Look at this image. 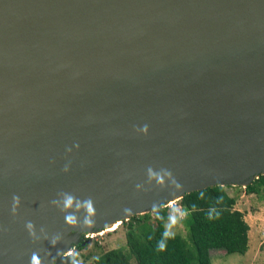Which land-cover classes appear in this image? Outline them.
Masks as SVG:
<instances>
[{
  "label": "water",
  "instance_id": "1",
  "mask_svg": "<svg viewBox=\"0 0 264 264\" xmlns=\"http://www.w3.org/2000/svg\"><path fill=\"white\" fill-rule=\"evenodd\" d=\"M261 174L264 0H0V264Z\"/></svg>",
  "mask_w": 264,
  "mask_h": 264
},
{
  "label": "trees",
  "instance_id": "2",
  "mask_svg": "<svg viewBox=\"0 0 264 264\" xmlns=\"http://www.w3.org/2000/svg\"><path fill=\"white\" fill-rule=\"evenodd\" d=\"M240 187L246 194L264 192V174L250 184L213 185L185 193L179 200L183 212L181 224L186 236L167 234L164 223L170 219L168 206L155 210L156 223L128 224L126 244L135 264H212L211 249L227 254H244L248 249L249 225L244 214L234 208L236 197L227 188ZM132 216L131 218L135 217ZM264 250V241L260 245ZM74 264H78L75 263ZM95 264H133L121 248L109 256L98 257Z\"/></svg>",
  "mask_w": 264,
  "mask_h": 264
},
{
  "label": "rangeland",
  "instance_id": "3",
  "mask_svg": "<svg viewBox=\"0 0 264 264\" xmlns=\"http://www.w3.org/2000/svg\"><path fill=\"white\" fill-rule=\"evenodd\" d=\"M227 191L230 195H240L243 193V188L240 187H230L227 188ZM263 201V202H262ZM252 203L249 209H256L257 206L264 205V192L261 193V198H259ZM169 213L170 216L173 217L171 222L164 223L166 224L165 232L167 234H180L182 236H186V230L184 226L181 224V219L183 218V212L179 205V202L169 203ZM158 209V208H157ZM156 208L146 209L144 211H140L136 213L135 217H128L127 219L121 220V224L115 230L111 231H102L97 230L92 234L85 233L79 235L76 238V244L70 247L71 255L69 259L78 264H95V260L98 257H102L104 255L109 256L110 251L113 249L121 248L126 255L129 256L130 261L134 263L133 256H130L127 249L126 244V232L128 224H132L133 228L140 225L141 223H147L151 226H155ZM134 216V215H133ZM247 222L258 223L264 227V216L258 217H247ZM253 226V225H252ZM263 237H264V229H263ZM259 249V248H257ZM256 249V242L251 239L250 241V254L247 256V259H243L242 255L239 253H229L227 254L222 249H213L216 252L213 254L212 264H264V254ZM218 250V251H217ZM220 255H223L220 257Z\"/></svg>",
  "mask_w": 264,
  "mask_h": 264
},
{
  "label": "bare ground",
  "instance_id": "4",
  "mask_svg": "<svg viewBox=\"0 0 264 264\" xmlns=\"http://www.w3.org/2000/svg\"><path fill=\"white\" fill-rule=\"evenodd\" d=\"M211 183H228L222 180H209V181H204L200 184H196V185H192L190 187L187 188H182L180 190V192L173 198L169 199L168 201H166L164 204L165 205H169V203H173L176 202L177 200H179L182 196L183 193L191 191V190H196V189H200L203 188L204 186L211 184ZM241 186H246V184H248L247 180L242 181ZM161 204L159 201H153L151 202L148 206L153 207V206H157ZM129 215H125L123 217H118V216H114V217H110L108 218L105 223L102 226H98V228H102V231H111V230H115L119 224H121V218H128ZM84 234L85 233H89L92 234L94 231L93 229H91L88 225H85L84 223H76L74 225H70V226H65L62 227L60 230V233L62 234V236H68L70 234L73 233H77V234ZM61 251V252H60ZM61 254H65V255H71V249L69 246L64 247L62 250H55L51 256L49 257L48 263L49 264H55V260L61 256Z\"/></svg>",
  "mask_w": 264,
  "mask_h": 264
},
{
  "label": "crops",
  "instance_id": "5",
  "mask_svg": "<svg viewBox=\"0 0 264 264\" xmlns=\"http://www.w3.org/2000/svg\"><path fill=\"white\" fill-rule=\"evenodd\" d=\"M236 197L235 200V204H234V208L240 210L241 212H243L244 214V219L247 222V217L250 216L252 217H258V216H264V205L260 206L258 205L256 209L252 210L249 209L250 206H252V203L254 201L257 202V200L259 198H261V194H255V193H248L246 194L244 191L243 193H241L240 195H232ZM263 202V201H262ZM259 204V203H258ZM173 217L170 216V219L168 221H166L165 223L167 224V222H171ZM249 225V230H248V249L244 254H241L243 259H247V256L250 254V241L251 239H253L256 242V249L259 252L261 251L264 254V250L260 249V245L261 243L264 241V237H263V229L264 227L261 226L258 223H252L251 222H247ZM165 224V227H166ZM253 225V226H252ZM218 251V250H217ZM216 252V250L211 249L210 250V260L212 262L213 260V254ZM223 255H220V257Z\"/></svg>",
  "mask_w": 264,
  "mask_h": 264
},
{
  "label": "clouds",
  "instance_id": "6",
  "mask_svg": "<svg viewBox=\"0 0 264 264\" xmlns=\"http://www.w3.org/2000/svg\"><path fill=\"white\" fill-rule=\"evenodd\" d=\"M143 130H144V131H147V126H145ZM14 199H16L17 202H18V197L14 198ZM71 202H72V201H71V198L69 197V199L66 201V204H67L68 206H70V205H71ZM89 211H90V212L92 211L91 204H89ZM69 219H71V218H69ZM86 222H87V221H86ZM28 226H29V228H31V224H29Z\"/></svg>",
  "mask_w": 264,
  "mask_h": 264
}]
</instances>
